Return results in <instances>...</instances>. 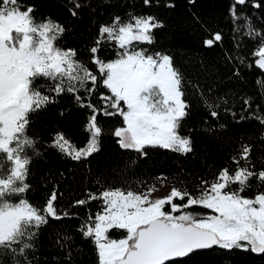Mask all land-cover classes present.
I'll return each instance as SVG.
<instances>
[{"label":"snow or ice","instance_id":"obj_1","mask_svg":"<svg viewBox=\"0 0 264 264\" xmlns=\"http://www.w3.org/2000/svg\"><path fill=\"white\" fill-rule=\"evenodd\" d=\"M143 2L150 6L153 0ZM73 3L71 14L76 16L84 5L79 0ZM248 3L250 0H233L230 10L233 22L240 19L236 14L237 6ZM34 12V7L22 0H0V157H6L0 159V264L9 261L10 264H32L28 257L38 235L33 229L46 225L50 219L71 215L54 207L57 191H53L44 205L30 203L25 198L18 203H9L6 199L30 191L26 178L30 176L32 163L35 157L45 155L37 148L43 142L28 135L33 123L31 117L49 104L58 103L59 95L72 93L78 107L92 111L86 125L90 140L84 148L74 150L69 138L57 133L46 144L47 149L76 160L99 151L102 125H97V115L101 112L91 103V97L96 95L102 102L103 115L118 113L123 118L126 127L114 130L121 148L134 149L141 155H147L148 147L185 155L195 150L192 129L187 135L180 134L182 121L191 109L185 98V76L174 66L169 54L151 50V45L156 43L155 30L163 27L155 15L129 14L127 20L113 17L110 24L101 25L96 46L88 50L91 59L81 61L76 49L54 46L65 32L64 26L50 17L37 21ZM248 35L260 39V46L253 55L258 57L255 64L264 69V31L253 29ZM133 41L141 46L137 49ZM111 42H116L113 47L118 44L117 58L105 61L96 54L101 45ZM222 42L223 34L217 31L203 44L212 48ZM226 58L232 59L229 53ZM237 59L244 63L243 58ZM235 75H239L238 70ZM41 79L46 83H37ZM100 88L110 94L98 92ZM201 99L208 111L205 125H210L211 120L218 121L220 104L214 105L202 94ZM85 100L88 103H84ZM251 103V99L246 98L242 111L247 112ZM231 115L236 117L237 113ZM246 118L264 126V115L258 111L250 117L240 115L236 122ZM203 130L210 133L216 126H206ZM261 139L264 140V135ZM251 151L252 146H243L239 157H231L237 164L236 169L226 166L214 173L211 180L198 177L191 191L187 186L174 187L166 198L150 201L151 189L139 193L114 188L89 193L88 200L75 201L73 207L84 206L90 200L102 202L94 221L89 222L86 217L80 226L85 237L94 235L99 264H175L176 258L214 246L264 254V192L258 191L254 197L242 195L251 187V180L264 185V169L256 170ZM193 207L211 212L188 211ZM114 228L127 230L126 238L110 239L108 232ZM64 239L71 240V237L64 236Z\"/></svg>","mask_w":264,"mask_h":264},{"label":"trees","instance_id":"obj_2","mask_svg":"<svg viewBox=\"0 0 264 264\" xmlns=\"http://www.w3.org/2000/svg\"><path fill=\"white\" fill-rule=\"evenodd\" d=\"M22 2L34 7L37 21L50 17L62 24L65 32L54 46L76 49L81 61L91 59L88 50L96 46L101 25L110 24L113 17L127 20L129 14L155 15L163 27L155 30L156 43L151 45V50L169 54L174 66L185 76V98L191 109L182 121L180 134L187 135L192 129L195 149L185 155L148 147L147 155H141L134 149L121 148L114 130L124 126L123 118L118 113L103 115L102 102L96 95L91 97V103L101 112L97 115V125H102L99 151L76 160L57 150L47 149L46 144L57 133L65 134L69 143L77 148L85 146L90 137L86 125L92 111L87 107H78L72 93L59 95L58 103L49 104L31 117L33 123L28 135L43 142L37 148L45 155L35 157L32 163L30 176L26 178L30 191L6 198L9 203H18L19 199L25 198L30 203L44 205L53 191H57L54 207L71 214L62 219H50L46 225L33 229L38 235L28 257L32 264H99L94 236L82 235L80 226L86 217L89 222L94 221L95 214L101 211L102 202L90 200L84 206L73 207L77 200H88L89 193L114 188L143 193L159 182L177 189L187 186L191 191L198 177L211 180L214 173L226 166L236 169L237 164L231 161V157H239L245 145L252 146L251 159L256 170L264 169V140L261 139L264 126L250 118L236 122L240 115L250 117L257 111L264 115V71L255 64L257 57L253 55L260 46V39H252L248 35L253 29L264 31V0H250L244 6H237L236 14L240 19L235 22L230 15L233 0H158V3L153 0L150 6L145 5L143 0H79L84 6L78 9L76 16L71 14L73 0ZM169 3L175 6L166 7ZM249 24L251 27H248ZM217 31L223 34L222 44L205 47L203 41ZM104 38L107 39L106 36ZM113 44L116 42L101 45L96 55L105 61L116 59L118 45L113 47ZM132 45L137 49L141 46L139 43ZM226 53L231 55V60L226 58ZM237 58H243L244 63ZM237 70L238 76L235 75ZM37 83L46 81L41 79ZM98 92L110 94L104 88L98 89ZM201 94L214 105L220 104V118L218 121L211 120L210 125L204 123L208 111L203 106ZM246 98H250L252 103L251 108L244 112ZM225 100L226 104L223 103ZM232 112L237 116L233 117ZM211 125L216 126L215 131L209 133L203 130ZM240 166L243 167V162ZM250 184L251 187L242 195L254 197L258 191L264 192V185H258L256 180H251ZM188 211L211 212L202 207H193ZM64 236H70L71 240H65ZM108 236L110 239L126 238L127 230L110 229ZM175 264H264V254L241 249L224 250L215 246L175 260Z\"/></svg>","mask_w":264,"mask_h":264},{"label":"rangeland","instance_id":"obj_3","mask_svg":"<svg viewBox=\"0 0 264 264\" xmlns=\"http://www.w3.org/2000/svg\"><path fill=\"white\" fill-rule=\"evenodd\" d=\"M132 43H138V42H135L133 41ZM118 45V44H117ZM258 59V57H257ZM125 110H126V105H125ZM123 127H126V125H124ZM89 140H90V137H89ZM88 140V141H89ZM87 144V143H86ZM86 146V145H85ZM85 146L83 147H80V148H84ZM80 148H77L75 147L74 150H78ZM65 151L67 152L68 151V147L66 146L65 148ZM174 187L171 186L170 184H167L165 182H159L155 185H152L150 186L147 190H145L143 193L145 192H148L149 189H151L150 192H148V195H149V200L150 201H155L156 199H160V198H166L168 195H170L171 193V190L173 189ZM176 214H179V213H176ZM94 236V235H93ZM95 239V237H94ZM124 239V238H122ZM115 240H120V239H115ZM98 248V246H97Z\"/></svg>","mask_w":264,"mask_h":264},{"label":"water","instance_id":"obj_4","mask_svg":"<svg viewBox=\"0 0 264 264\" xmlns=\"http://www.w3.org/2000/svg\"><path fill=\"white\" fill-rule=\"evenodd\" d=\"M264 71V69H263ZM215 247V246H214ZM202 250H208V249H202ZM196 251H199V250H196ZM195 252V251H194ZM190 255V254H189ZM184 258V257H183ZM179 259H182V258H176L175 260H179Z\"/></svg>","mask_w":264,"mask_h":264}]
</instances>
